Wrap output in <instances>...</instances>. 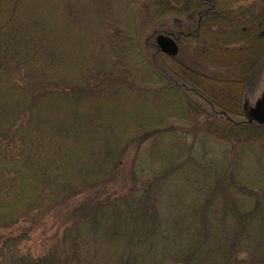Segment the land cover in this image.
Segmentation results:
<instances>
[{"label": "trees", "instance_id": "trees-1", "mask_svg": "<svg viewBox=\"0 0 264 264\" xmlns=\"http://www.w3.org/2000/svg\"><path fill=\"white\" fill-rule=\"evenodd\" d=\"M54 1L0 0V264H264V0Z\"/></svg>", "mask_w": 264, "mask_h": 264}, {"label": "rangeland", "instance_id": "rangeland-1", "mask_svg": "<svg viewBox=\"0 0 264 264\" xmlns=\"http://www.w3.org/2000/svg\"><path fill=\"white\" fill-rule=\"evenodd\" d=\"M254 1L256 0H247L245 3L249 4L250 2L252 3ZM95 4V6L101 9V11L103 12V24L97 21L94 16L90 17L92 20L86 18V21H88L87 25L78 26V22L75 24H71V28L72 30L74 29L75 36L85 39V41L89 40L91 45H94L95 49H98L97 46L107 47L108 45L111 46L113 44V42H110L109 38L112 32H114V26L120 28L118 31L122 33L124 31L132 32L133 28H138L142 25H146L151 20L150 9L148 10V8H154L152 2L147 0H98L97 2H95ZM26 7H33L41 14H44L52 6H50L49 0H27ZM20 10L23 11L25 10V8L21 7ZM79 16L81 15L79 14ZM62 23L60 24L63 26ZM118 38H122V36H119ZM116 41L114 38V44H118L120 47L123 45V41L121 42V40L119 39H116ZM119 46L116 45L115 48ZM263 97L264 84L259 95V101H262ZM134 105L136 106V104ZM134 105H128V107L133 109ZM153 106L158 108L156 105L150 104L149 106H144V108H146L148 114L155 113V116L159 115L160 111L155 110ZM149 107L151 108L149 109ZM159 109L165 111V109L163 107L161 108V106L159 107ZM136 110H138V105L135 108V111ZM127 119V117H123L124 121H127Z\"/></svg>", "mask_w": 264, "mask_h": 264}, {"label": "water", "instance_id": "water-1", "mask_svg": "<svg viewBox=\"0 0 264 264\" xmlns=\"http://www.w3.org/2000/svg\"><path fill=\"white\" fill-rule=\"evenodd\" d=\"M159 50L170 57H175L178 54V46L173 38L160 35L156 40ZM253 118L259 123L264 125V97L259 101L257 107L253 111Z\"/></svg>", "mask_w": 264, "mask_h": 264}]
</instances>
